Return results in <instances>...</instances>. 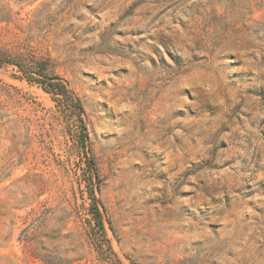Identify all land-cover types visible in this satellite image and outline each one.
I'll use <instances>...</instances> for the list:
<instances>
[{
    "label": "rangeland",
    "instance_id": "obj_1",
    "mask_svg": "<svg viewBox=\"0 0 264 264\" xmlns=\"http://www.w3.org/2000/svg\"><path fill=\"white\" fill-rule=\"evenodd\" d=\"M0 56V264H264V0H0Z\"/></svg>",
    "mask_w": 264,
    "mask_h": 264
},
{
    "label": "trees",
    "instance_id": "obj_2",
    "mask_svg": "<svg viewBox=\"0 0 264 264\" xmlns=\"http://www.w3.org/2000/svg\"><path fill=\"white\" fill-rule=\"evenodd\" d=\"M5 59L0 56V64ZM19 70L23 72V75L27 76L30 80H35L41 83L44 89L53 94V98L59 102L62 100L68 102L72 107H75L81 113L84 112L82 103L75 95L72 94L65 81L56 73L51 72L48 66V61L44 59L34 60L32 62H17ZM81 115V114H80ZM89 135L86 130V126L82 125V139L83 146L86 148V140ZM89 167L91 172L94 170V162L92 159L89 160ZM96 173V172H95ZM92 178H95V174H91ZM97 177V176H96ZM95 180V179H94ZM99 180V178H98ZM93 196V195H92ZM93 204L95 206L94 215L97 220V224L102 232H104V221L102 212L96 203L95 197H93Z\"/></svg>",
    "mask_w": 264,
    "mask_h": 264
}]
</instances>
